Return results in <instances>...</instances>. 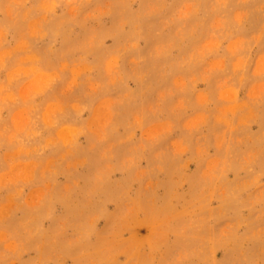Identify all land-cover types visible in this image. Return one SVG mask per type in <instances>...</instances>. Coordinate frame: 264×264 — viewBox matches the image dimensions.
<instances>
[{
	"label": "rangeland",
	"instance_id": "374dc122",
	"mask_svg": "<svg viewBox=\"0 0 264 264\" xmlns=\"http://www.w3.org/2000/svg\"><path fill=\"white\" fill-rule=\"evenodd\" d=\"M0 264H264V0H0Z\"/></svg>",
	"mask_w": 264,
	"mask_h": 264
}]
</instances>
